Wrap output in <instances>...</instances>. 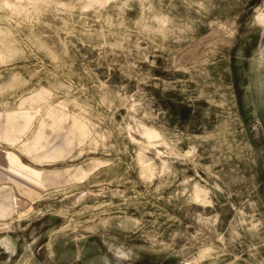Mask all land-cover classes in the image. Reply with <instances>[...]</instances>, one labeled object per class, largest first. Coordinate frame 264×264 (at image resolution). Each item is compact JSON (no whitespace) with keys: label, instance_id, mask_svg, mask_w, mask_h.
Returning a JSON list of instances; mask_svg holds the SVG:
<instances>
[{"label":"rangeland","instance_id":"obj_1","mask_svg":"<svg viewBox=\"0 0 264 264\" xmlns=\"http://www.w3.org/2000/svg\"><path fill=\"white\" fill-rule=\"evenodd\" d=\"M0 264H264V0H0Z\"/></svg>","mask_w":264,"mask_h":264}]
</instances>
